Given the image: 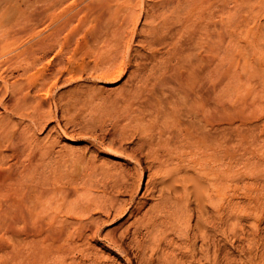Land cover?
I'll list each match as a JSON object with an SVG mask.
<instances>
[{
	"label": "bare ground",
	"instance_id": "1",
	"mask_svg": "<svg viewBox=\"0 0 264 264\" xmlns=\"http://www.w3.org/2000/svg\"><path fill=\"white\" fill-rule=\"evenodd\" d=\"M217 1L151 0L149 7L144 8L145 12L134 22L133 14L121 16L107 13L104 4L95 16L70 10L51 14L52 9L65 4L66 0H45L42 10L45 13L32 15L29 19L33 23L40 22L41 28L30 26L15 30L6 34L8 39H0L1 59L11 47L16 50L24 48L19 52V61H0V106L11 115V119L7 120L0 113V222H6V233L12 234V243L1 247L8 246L10 256L0 264H101L97 259L90 258L87 252L90 248L86 246H91L94 241H101L131 264L128 256L130 245H126L131 243L127 240L130 234L135 238L131 244L135 243L138 253L145 254L146 250H151L153 255L158 250L164 252L165 247L171 248L170 253L164 256L165 264H204L202 258H198L199 252L203 253L207 263H219V251L214 248L221 232L226 235L225 240L234 246L232 238L237 236L241 226V211L233 204V185L238 179L233 169L234 162L238 160L233 144L236 116L225 108L222 111L217 108V104L222 102L218 94L217 74L233 54L236 31L248 26L249 13L241 20L237 18L238 21L231 19L232 16L222 26L217 17L220 11L233 12L235 16L241 5L253 0H222V6ZM165 7L171 9L170 14H164ZM140 20H144L141 28ZM175 30L179 37L174 49L168 52L170 57L166 64L160 66L157 62L155 70L149 68V72L148 67L145 68L147 71L143 70V64L141 66L136 60L137 54L141 53L138 51L140 48L133 47L136 40L141 47L152 49L157 40L168 44L167 37ZM227 38L230 43L222 49L220 40ZM170 39L172 44L173 38ZM53 51L56 53L51 55ZM153 52L157 60L161 53L157 54L156 47ZM149 56L152 58L153 55L149 53ZM78 59H81L82 71L87 73L89 80L109 85L120 81L138 62V68H133L135 70L128 74L130 87L119 89L120 102L126 110L123 121L111 125L116 131L101 127V132L94 134L95 131L85 125L83 130L80 129L81 133L78 132L85 135L87 133L82 131L90 129L89 132L94 134L90 136V143L98 151L122 157L133 165L129 171L123 168L110 171L117 183L115 191L121 195L123 192L131 193V200L126 205L121 201L123 198L119 199L121 196L115 197L117 193L111 192V198L105 195L106 198L102 199L100 193L103 194L106 189L99 193V197L85 186L81 189L77 186L60 189L61 198L56 201L53 198L59 190L48 187V181L43 178L46 167L41 160H45L46 153L53 146L43 147L35 143L36 135L31 126L34 130L37 127L42 129L53 117L57 118L58 113L52 109V88L48 83L54 72V68L50 67L72 64ZM45 60H48V68L32 75L31 71ZM15 71L29 75L23 78L25 74L20 72L21 75H15ZM249 74L240 68L233 70L235 90L239 91L246 85ZM70 79L73 77L70 76ZM65 107L68 108V105ZM15 116L20 120H30V124L21 130V122L12 120ZM239 117L241 125L248 126L246 130L239 131V136L244 139L241 146L246 154L252 142L264 141V117L258 119L242 114ZM223 124H227L230 130L221 135L219 130ZM130 132L133 133L131 136ZM4 146L10 149V154L3 152ZM253 149L256 151V148ZM85 152L84 157L79 155L75 158L78 169H82L80 166L86 157ZM141 156L149 160L147 168L143 166ZM261 156L263 158L256 164L253 162L254 165L264 166V155ZM9 158H12V163H8ZM251 160H248L249 163ZM253 163L251 161L250 164ZM146 171L150 172L147 187L153 184L151 189L158 192L160 201L157 199L158 203L156 201V205L138 223L137 220L132 222L131 218L145 205L146 199L141 202L137 198V201L136 195ZM257 177L247 182L246 187L261 194L264 192V177ZM258 203L257 200L246 213L259 215ZM114 213L121 214V219L128 216L126 221L130 224L125 230L120 231L121 224L106 228L112 222L110 219L115 216ZM143 230L148 235L147 240L151 238L150 243L142 238ZM255 234L260 242L256 250L249 249L250 259L245 261L247 264H264V234L259 224ZM125 240L129 242L125 244ZM80 246L84 247V257L79 260L76 256L77 260L72 256ZM159 260L161 262V259L157 262ZM230 261L228 259L226 264Z\"/></svg>",
	"mask_w": 264,
	"mask_h": 264
},
{
	"label": "rangeland",
	"instance_id": "2",
	"mask_svg": "<svg viewBox=\"0 0 264 264\" xmlns=\"http://www.w3.org/2000/svg\"><path fill=\"white\" fill-rule=\"evenodd\" d=\"M150 1L151 0H119V1L118 0H66L65 4H62L61 6L60 5L57 6L56 8L52 9L50 12L51 14H62L65 11L67 12L79 11L81 13H88L91 16H95L98 14V12L101 11V6L104 4L106 7L105 9L107 13H112V14L117 13L119 15L122 14L121 16H130L133 14L132 19H134L135 17L134 19V22H135L136 18H138L140 14H143L145 12L146 9L144 10V8L149 7L150 5L149 3H151ZM44 3H45V0H0V35L1 36L3 35L2 38L0 36V39L2 40H4L3 38L8 39V37H6V34L12 33L15 30L17 31L23 30L30 26L41 28L42 25L40 22L37 21L33 23V22H30L29 19L32 15L36 16L40 13L41 14L45 13L42 11L44 9ZM222 3H223L222 0L217 1V4H219V6H222L223 5ZM64 5L66 6L63 7ZM165 9L166 10H163L164 14L165 15L170 14L171 9L168 7H165ZM167 9H170V10H167ZM247 12L249 13V23L247 24L248 26H246V28L244 27L245 29L243 27H241V29L238 28L240 30L236 31V35H235L236 37H234L235 46H234V43L232 44L234 46L232 47L233 54H231L229 58L230 60L220 68V71L217 74V83L219 87L218 94H219V97L222 99V102L217 104V108L219 109V111H222L225 108L224 110L230 111L232 113L234 112V115L236 116V121L234 124L235 128H234V133H233V144L236 150L235 153L238 154V156L236 155V159L238 160L234 162L233 169H234V173L238 175L237 177L238 179L236 178L237 180L234 182V185H233V189L235 192V199L233 201L234 202L233 204L238 210L242 212V213L240 212L241 214L239 213V219L241 223L240 229L238 230L237 236L232 238V241L234 242V246H231V244H229L227 240H225L226 235L224 234V232H221L224 234V236L221 233L219 234V236H217L216 244L214 248L219 251V263L217 264H226L228 259L231 260L230 264H241L245 260L248 261L250 259L249 249L252 248L253 250H256L255 248L257 244L260 242L259 238L255 234L258 224H259V227L261 228L262 233L264 234V215H263L264 214V192L261 194L258 193L259 194L258 195L256 194L254 190L252 191V189H250L249 187H246L248 185L247 182H249L252 179H255L257 175H258L257 178H260V179L264 177V166L254 165V163L256 164L257 161L263 158V156L261 155H264V151H263L264 141L262 140V143L260 141L259 143H257L258 146L262 145V147L260 146L258 147L256 143L253 144L252 142L253 147L251 145L249 148V151L247 150L246 151L247 153L245 154V150L241 146L244 143L243 142L244 139H242L241 136H239V131H244L248 128L247 125L246 126L241 125V122L239 119L240 118L239 116L241 114L249 115L250 117L254 116L255 118H258V119L264 117V91H263L264 90V2L253 0L251 3H248V2L244 3L238 8L235 16L233 12H229V11L221 12L220 11L219 16L217 17V20H219L220 25L222 26V24L228 23L229 19L232 16L233 17L231 19H236V21H238V19L241 20L242 19L241 17H245ZM134 14H137V15L135 16ZM142 23H144V20L139 21L140 28L143 27L144 25ZM176 31L177 30H175L174 32ZM174 32L169 35V38L167 37L168 44H161L160 40H157L155 41V44H154L155 46H152L153 47L152 49H150L149 47H146V48L141 47L142 45H140L138 40H136L133 47H136L137 49L140 48L138 49V51L141 52V53H138L139 55L137 54L138 57L137 56L136 57L138 59L136 58V60L140 64L141 63L143 64V66L141 64L142 66L141 68L144 67L143 70L147 71L146 69H149V68H151V70L152 69L155 70L157 66H154V65L156 64L158 65L159 63L160 66H163L162 64H166V61H168L170 57L168 52L174 49V45L179 37L178 33L177 32L174 33ZM170 38L171 39L173 38L172 44L169 41ZM174 39L175 41H173ZM229 40H230L229 38L225 40H220V46L222 49H224L225 46L229 45L230 43ZM158 44L160 45L158 46ZM155 47L158 49L157 54L161 53L160 54L161 56L158 55L157 60L155 59L156 56H154L153 54L154 53L153 50H155ZM22 49L24 48L21 47L20 49H17L18 50L17 51L16 48L11 47L9 49L10 51H7L5 56L2 57V59L0 58V61L1 60L6 61V62L7 61L9 62L19 61L21 59V57H19V52ZM55 53L56 51H53L51 55ZM149 53L151 56L153 55L152 58L149 56ZM9 54H12V55H9ZM80 61L81 59H78V60H75L72 64H65V65L63 64L61 66L59 65L60 68L64 66V68L62 67L63 69H60L58 65L57 66L52 65V67L49 66L50 68H54V72L52 75L53 77L52 76L50 77V80L48 81V83L49 85H51V88H52L51 97L54 99V104L52 105L53 106L52 109L53 110L55 109L54 113L56 114L58 113L57 118L53 117V119H51V121H49L42 129L40 127L39 128L37 127V129L34 130V128L31 126V130L33 129L34 135H36L34 137L35 143H39L43 147H46L49 145L53 146L51 147L49 152L46 153L45 160L42 158L41 162L43 161V163H45L46 172L43 178H45L48 181L49 183L47 184L49 185L48 187H56L59 190L55 193L54 198H53L56 201L60 200L61 198L60 189H63L64 187H67V186H77L79 189H81L82 186H85L88 189L90 188V190L92 189L91 193H94V194L96 193L95 195H99L100 192L106 189V192L108 194L106 192H104L106 194L100 193L102 199H105L106 196L107 198H111V196H113L111 195V192L112 194L114 193L118 194V192L115 191L117 189L115 187L117 183L115 182L113 173H111L110 171L113 172L117 168L118 169L123 168L124 170L133 168V165L130 163H127V161L122 157H116L108 153L102 152L100 150L98 151V148H96L90 143V140H91L90 136H93L94 134H96V132H99L100 130H102L101 127L104 129H109V130L111 129L110 131L114 132V130L116 131V128L113 129L112 123L117 122L116 124H119L120 120L121 122L123 121V118H124L123 114L126 109L124 108L125 105H123L120 102L121 96L119 92L121 91L122 87H130L128 85L130 84V82H128V79H127L129 76L128 74L131 73L132 70H135L133 68H138L137 67L138 62H136V67H131L129 69V72L120 81L109 85L103 82H99L96 84V83H93L92 80H89L87 78V73H83L82 71V65ZM42 62H40L41 64L38 63V66L36 67V69L31 71L32 75L36 74L37 71L39 72L42 68H46V67L48 68V60H45ZM236 68L242 69L243 72H246L247 70L251 74V75L249 74L250 77L248 78L246 85H244V87L241 88V90L239 91L235 90V87H234L235 83H234V78H233V70H235ZM55 69L57 70L56 72H55ZM20 72L25 74L26 77L24 76L23 78H27L29 75L22 71H19V72L15 71L14 73L15 75H21ZM57 72H60V73H57ZM149 72H150V69H149ZM70 76L73 77V79H70ZM0 84H1V81H0ZM86 85L90 88H87ZM91 85L94 87V89L95 88L97 89L94 90ZM81 89L82 91L83 90L84 91L83 92L80 91ZM85 89H87V93L85 92L86 91ZM102 89H105L107 91L102 90ZM101 93L103 94L101 95ZM116 93H118L119 96ZM58 96H60L61 98ZM64 98H67V99H64ZM69 99L71 100L72 103L69 102ZM55 100H57V102H55ZM59 100L60 101L62 100V101L60 102ZM112 101L116 103L113 104ZM63 102L66 104H64ZM62 103L64 104V106H62L63 105ZM66 105H68V108L65 107ZM62 107H65V108H62ZM136 108L138 107L136 106ZM62 109L63 110L65 109L66 112L62 111ZM0 113L3 114V116H5L7 120L11 119V115L6 113L3 106H0ZM12 120H14V122H21L20 124L21 130L22 128L24 129L26 126L30 124V120L28 119H26L25 121L20 120V117L18 116H15L14 119ZM85 125H88L89 128H91L92 132L95 131L94 134L89 132L90 129H88L87 131L84 129V131H82V132L87 133L85 135L79 134L78 132L81 133V130H83L82 128ZM229 130L230 129L228 128V125L223 124L219 130V133L222 135V134H225L226 132H229ZM65 131L67 133H65ZM33 132L31 131V133ZM130 133H131L130 134L131 136L133 133L132 132ZM93 147L95 148V150L93 149ZM253 148H256L255 149L256 151H254ZM241 149H243L242 151L244 153L241 151ZM2 150L5 154L7 153V155L11 153L10 149H8L6 146H4ZM84 152L86 153L85 154L86 157L83 158V160L81 161L80 167H82V169L80 168L78 169L75 158L78 157L79 155L81 157H84V154H83ZM241 152L244 155H242ZM255 152L257 154H255ZM141 157L143 158L142 159L143 166L147 168L150 163L149 160H146L145 156H141ZM252 158L254 159V161ZM11 159L12 158L8 159L9 160L8 163L13 162V160ZM248 160H251L252 163L253 162L254 163L250 164L251 161L249 163ZM148 172L149 171H146V174L144 175L143 180L141 182V187H140L141 190L139 189L136 195L137 201L139 198H140L139 201L141 200V202H143L146 199L144 201L145 205L139 211L136 212V215H134L135 217L131 218L132 222L133 220L134 221L137 220L136 222L138 223V220L143 219L142 217H144L147 212L151 211V209L156 205V203H158L157 199L160 201V197L157 195L158 192L157 191L154 192L151 189L153 187L152 186L153 184L150 185V188L149 186L147 187V183L149 180L148 177L150 173ZM259 174L262 177H260ZM149 190L150 191L152 190L153 193H151L152 191L150 192ZM81 192H83V189L81 190ZM255 194L257 195V197ZM102 195L103 196L106 195V196L103 197ZM117 196L118 198L121 196V198L119 199L123 198L121 201L125 205L128 204L131 200V193L128 195L126 194V192H123V195L119 193L115 197ZM257 200L260 203V204L258 203L260 206L259 215L257 216L252 215V214L249 215V213H246V211L249 210V208L251 209L253 207V205L256 203ZM222 201H224V196L222 197ZM148 206H150L151 208L147 209ZM262 211H263V214H262ZM210 213H212V211ZM117 214L114 213L116 217L115 216L114 217L112 216L113 218L111 217L113 220L110 219V221L112 222H109V225H107L106 228L110 229V228L116 227L121 224L122 227L120 228V231L122 229L125 230L124 228H126V226L130 224V221L129 222L126 221V218L128 216L121 219L119 217L121 216V214L120 215L118 214V216ZM131 229L133 230V227ZM6 230H7L6 222H0V261H3V259L5 260L6 257L10 256L9 254L11 253V249L8 246L3 249L1 248L5 244L12 243V234L6 233ZM239 234L242 235L243 237L239 236ZM141 235H143L142 238H144L146 242L148 241L147 243L151 242L150 237H149L150 239L147 240L148 235L144 230L141 232ZM132 239L135 240L134 236L130 234L127 240L131 241V243L135 242ZM127 240H125V244ZM129 241H127V243ZM101 243H102L101 241H94V242H91V246H86V248L87 247L90 248L89 249V251L91 250L90 252H93L94 250L93 252L94 254L87 251L88 254L91 256L90 258L94 260L97 259V261H100L101 264H130L127 262L128 260L125 257L119 255L118 253L116 254V251L111 250L109 247ZM131 243L129 242L128 244H126L127 246L130 245L128 249V252H129L128 256L130 255L129 258H131V264H139V263L140 264H143V263L144 264H152V263L159 264L161 262H162L161 264L163 263L165 264L166 258H164V256L166 257L167 252L169 254L171 251V248L165 247L163 249L164 252L162 250H158V252L157 251L155 252L156 254L152 255L151 250L150 252L149 250H146L149 253L145 251V254H144L143 252V254L145 255L144 256L142 253H138L137 249L135 248V243H133L134 245ZM82 248L84 247L82 246L78 247L76 250H74L73 256L72 255L71 256L72 257L75 256L74 258H76L77 256V258L81 260V258L84 257V251L82 250ZM7 251H9L10 253ZM220 251H222V253ZM243 253H245L246 255ZM4 254L5 256H3ZM198 254H199L198 258H202V261L204 264H209L204 259L205 256L203 255L202 252H199ZM134 255H136L137 258ZM152 256L154 257L152 258ZM157 258L161 259V262L160 260L157 262L158 260ZM242 264H247V262L245 261Z\"/></svg>",
	"mask_w": 264,
	"mask_h": 264
}]
</instances>
